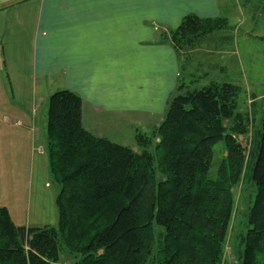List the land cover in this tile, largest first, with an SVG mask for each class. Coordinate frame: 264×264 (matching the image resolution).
<instances>
[{
	"label": "trees",
	"instance_id": "trees-1",
	"mask_svg": "<svg viewBox=\"0 0 264 264\" xmlns=\"http://www.w3.org/2000/svg\"><path fill=\"white\" fill-rule=\"evenodd\" d=\"M226 23L187 15L165 38L181 55ZM196 82H180L161 124L136 132L137 148L88 131L79 94L53 93L46 155L57 223L18 226L0 207V264H223L232 189L247 174L255 195L240 264H264V106L248 150L236 137L249 124L241 86Z\"/></svg>",
	"mask_w": 264,
	"mask_h": 264
},
{
	"label": "crops",
	"instance_id": "crops-1",
	"mask_svg": "<svg viewBox=\"0 0 264 264\" xmlns=\"http://www.w3.org/2000/svg\"><path fill=\"white\" fill-rule=\"evenodd\" d=\"M232 2L0 0V162L28 178L14 205L0 186V207L16 225L57 223V193L47 181L49 97L79 94L88 131L134 148L137 131L164 120L182 81L180 53L165 36L187 15L228 20ZM65 258L61 264H69Z\"/></svg>",
	"mask_w": 264,
	"mask_h": 264
},
{
	"label": "rangeland",
	"instance_id": "rangeland-1",
	"mask_svg": "<svg viewBox=\"0 0 264 264\" xmlns=\"http://www.w3.org/2000/svg\"><path fill=\"white\" fill-rule=\"evenodd\" d=\"M238 1L233 0L231 3L232 16H228L224 28L198 41L196 47L186 50V52L184 50L185 54L180 55L181 80L186 84L197 81L198 85L210 81H228L241 86L238 110L248 115L249 124L245 133L236 135V137L240 141L246 142L248 150H250L255 129L263 115L264 106V0H249L246 3L245 0ZM241 10L247 14L246 19ZM48 103L49 100L44 104L47 113ZM227 124H231V122L229 121ZM122 128L130 133L129 126ZM155 128L144 129L142 132L151 134ZM133 146L137 148L136 144ZM216 148L217 166L225 156V147L223 143H220ZM5 167L7 165L5 164L3 167L0 162V186L4 188V199L10 205L19 199L18 196L24 197L21 186L26 191L28 178L26 175L10 172L4 169ZM247 173H250V170ZM10 177L12 179L8 185L7 180ZM248 177V174L245 175L232 189L235 205L224 244L223 264H240V252L243 247L241 241L247 230V215L255 195V187ZM47 181L49 190L55 195L59 186L53 181L51 175L47 177ZM65 260L72 264L69 259L65 258Z\"/></svg>",
	"mask_w": 264,
	"mask_h": 264
}]
</instances>
